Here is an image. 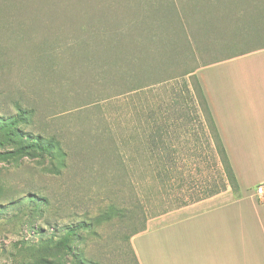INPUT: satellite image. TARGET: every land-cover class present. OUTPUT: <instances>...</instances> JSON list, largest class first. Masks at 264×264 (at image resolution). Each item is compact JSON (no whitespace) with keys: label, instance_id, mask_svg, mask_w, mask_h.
I'll return each instance as SVG.
<instances>
[{"label":"rangeland","instance_id":"obj_1","mask_svg":"<svg viewBox=\"0 0 264 264\" xmlns=\"http://www.w3.org/2000/svg\"><path fill=\"white\" fill-rule=\"evenodd\" d=\"M202 1L0 0V264H138L132 239L145 218L192 203L218 182L195 110L196 72L264 50V0H225L231 8L213 0L229 21L211 20L215 12L206 16ZM112 30H124L128 51L126 80L117 85ZM181 37L190 40L188 52L177 50ZM170 38L168 60L162 51ZM136 41L160 53L144 58ZM161 76L177 79L158 93ZM156 95L187 113L175 127L186 135L169 144L170 175L152 171L141 149ZM116 123L123 140L136 129L135 162L113 145ZM36 138L60 142L59 174L48 172L51 160L34 150ZM27 198L37 204L29 216ZM112 208L134 210L136 219Z\"/></svg>","mask_w":264,"mask_h":264},{"label":"crops","instance_id":"obj_2","mask_svg":"<svg viewBox=\"0 0 264 264\" xmlns=\"http://www.w3.org/2000/svg\"><path fill=\"white\" fill-rule=\"evenodd\" d=\"M196 78L237 180L230 190L148 220L138 264H264V50L200 68Z\"/></svg>","mask_w":264,"mask_h":264},{"label":"trees","instance_id":"obj_3","mask_svg":"<svg viewBox=\"0 0 264 264\" xmlns=\"http://www.w3.org/2000/svg\"><path fill=\"white\" fill-rule=\"evenodd\" d=\"M234 4L235 3L232 1H229V3H227V1L222 0V2L220 4L221 5L220 8H223V7L231 8V6ZM201 5H202V10L206 14V16L209 17V11H214L212 8L213 0H203ZM199 6H200V3L198 4L197 7H199ZM173 10H175V8H173ZM224 15L222 14V12L220 14H216V12H215V16H214V18H211V20L212 19H217V20L227 19L229 21V19L226 18ZM222 16H224V17H222ZM135 22H139L138 18L135 20ZM159 23L160 22H157V24H159ZM90 30H93V29H90ZM152 33H153V31H151V33H150L151 35H150L148 40L151 41V43H154L155 37L152 36ZM124 34H125L124 30L123 31L112 30V32H111L112 37H114L115 39L114 38L112 39V45H109V48H111L112 51L114 50L113 54H115V57H117V66H118V67L116 66L115 75L113 78L114 79V85H117L121 82H125V80H126V72L124 71V65L126 62L125 58L127 57L128 51H127L126 47L121 44V39L124 36ZM96 35L99 36V35H101V33H99V34L96 33ZM185 36H186V34H185ZM171 39L172 38L169 39L170 50L169 51H166V50L162 51V54L164 55L165 58L168 56V58H166L168 60H169V56L171 53V45H173V41ZM181 39L182 40L180 41V45H179V47H177L178 52L179 53L188 52L190 50V40L188 38L183 39L182 37H181ZM137 42L138 41L134 42L133 46H134V48L136 47V49H137L138 45L142 48L144 47L142 49V52H144V54H145L144 58L154 48L156 49L158 54L160 53L159 47L156 44H155V47L153 46V48L148 51V48H145L146 46H145V44H143V42L142 43H141V41H139L138 43ZM157 43L160 45L159 41ZM175 50L176 49H174V52H176ZM154 62L156 63L158 61L154 60ZM154 62H153V64L150 65L151 67L157 66ZM185 75H188V73ZM176 79L177 78L165 79V77L162 78V76H161V78L155 82L154 86H155V88H157V91L159 93L161 90L166 89L167 85L170 82L169 80H176ZM195 81H196V86H197L198 92H199L198 97L200 98L199 99V106H197V109H195V110H198V108L200 107L199 111L202 114V118L198 117L199 122H200V128L202 131V136L205 138L206 146L213 154L212 159L215 162V164L217 165V167H219L218 182L215 183V181H214V185H210L211 184L210 183L209 186L206 188V191L202 197H198L192 203H187V202L183 203L180 206L181 208L187 207L189 205H192L194 203H198V202L203 201V200L210 199L214 196H217L221 193L226 192L227 190L231 191L234 198H236V199L240 198L239 186H238L237 180L235 178V175L233 173V170H232L231 164L229 162L227 153H226L225 148L223 146V143L220 139L217 128L214 124V121H213V118L211 116L209 107L206 103V100H205L204 95L202 93V90L199 86L197 78ZM182 107L183 106L181 103L180 104H171L169 101L159 97L158 95L153 96L150 103H149V107L147 110V116L149 117V122L146 123V130L143 131L144 145L141 144V149L143 148L145 156H146L147 165L149 166L150 169H152V171L159 172V170H164L166 172L165 175H168V173L170 175L171 172L173 171V167L175 166L173 153L175 151H170L171 146L169 144H170L173 136L176 137L177 140H179L181 137L186 135L185 132L183 135L182 134L183 131L175 129V127L178 124H180V125L184 124L185 122L183 120L187 119V113H186L185 109ZM137 116H139V113H137ZM187 124H189V123H186L185 125H187ZM122 131H123V129H122L121 125L116 123L115 129L113 131V145L116 148V151L124 152L123 154L129 155L130 158L132 160L134 159L133 161L135 162L138 159L137 153H135V155H133V154H131V152H134V147L137 145L136 144L137 136L135 137L136 133H134V132H136V129H133V136H131V138L126 139V140H123V135L121 134ZM35 141L36 142L33 145L34 150L36 152H39V153H45V155H47V157H49L51 160L49 162L50 167L47 168L48 172L51 174H59L61 167L65 166L63 162H64V159L66 158V154L63 151V148H62L60 142H58L54 138H50L49 141L48 140H41L40 138H36ZM136 148L138 149V147H136ZM171 150H172V147H171ZM134 165H135V163H134ZM152 179L155 180L154 178H152ZM27 202H28V204H27V209H28L27 213L28 214H26V216L27 215L29 216V214L32 215V212H33V210L36 209L37 204H36V200H34V198H29V199L27 198ZM180 207L173 209V210L164 211L161 213H156V214H152L150 216H147L145 218L144 227L138 233H140L146 229V223L148 220L154 219L156 217H159V216L165 215L169 212L180 209ZM110 211L112 213L116 214L118 217L125 218L130 222L135 220L136 216H137V213H135L134 210H128V212L126 213L127 215L124 214L120 209L112 208V210H110ZM74 233H75L74 230L68 231L66 233L65 239L68 240L69 235L73 236Z\"/></svg>","mask_w":264,"mask_h":264},{"label":"built area","instance_id":"obj_4","mask_svg":"<svg viewBox=\"0 0 264 264\" xmlns=\"http://www.w3.org/2000/svg\"><path fill=\"white\" fill-rule=\"evenodd\" d=\"M256 194H257L258 196H262V195L264 194V187H263V186H258V187L256 188Z\"/></svg>","mask_w":264,"mask_h":264}]
</instances>
